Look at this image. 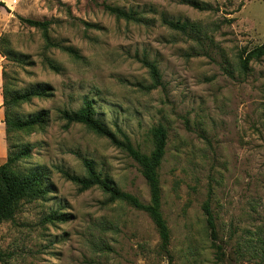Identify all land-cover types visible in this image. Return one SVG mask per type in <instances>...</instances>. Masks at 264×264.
Masks as SVG:
<instances>
[{
	"label": "rangeland",
	"instance_id": "obj_1",
	"mask_svg": "<svg viewBox=\"0 0 264 264\" xmlns=\"http://www.w3.org/2000/svg\"><path fill=\"white\" fill-rule=\"evenodd\" d=\"M0 2L2 84L18 93L45 89L13 112L22 119L45 112L46 121L13 133L7 152L26 147L15 171L44 173L47 190L21 199L13 219L1 222L0 264H166L144 212L97 187L79 191L60 173L85 176L87 159L102 179L149 202L145 180L122 148L60 118L84 98L115 139L146 154L151 130H165L158 174L173 264H264V56L241 69V52L264 42V0ZM163 20L185 24V33ZM144 61L156 67L158 85ZM207 200L221 260L203 215Z\"/></svg>",
	"mask_w": 264,
	"mask_h": 264
},
{
	"label": "trees",
	"instance_id": "obj_2",
	"mask_svg": "<svg viewBox=\"0 0 264 264\" xmlns=\"http://www.w3.org/2000/svg\"><path fill=\"white\" fill-rule=\"evenodd\" d=\"M193 7L197 10H207L209 7L204 4L192 3ZM0 6L4 3L0 2ZM104 9L116 18L139 22V19L130 12H125L119 8L105 6ZM19 20L24 22L30 27H38L45 29L46 22L37 20L21 18ZM233 19H230V22ZM162 23L172 29L185 33L186 25L179 24L178 22L163 20ZM69 54L75 55V52L69 48H62ZM6 56V55H4ZM264 56V42L254 47L249 52L244 50L241 52V69L246 71L248 62L251 58H261ZM144 65L148 68L153 86L159 84V74L156 67L152 63L144 61ZM45 95V89L35 88L27 90L23 93L12 92L5 89L2 84V98L4 108V124L6 141L12 137V134L20 130H29L36 126H40L46 120V113H35L27 118H20L13 109L23 101H29L31 98L42 97ZM60 118L66 123H78L85 126L88 130L96 133L99 136L107 137L111 140L112 144L122 148L127 155L137 164L139 172L142 175L148 187L149 202L142 203L137 197L132 194L123 192L117 189L113 184L95 172L93 163L90 160L83 159L82 165L85 169V176H72L69 173L61 170L62 176L75 183L79 191L87 190L91 187L101 189L110 200H117L125 202L132 208L144 212L150 219L153 227L158 236L157 251L165 258L166 264H173V257L170 252V231L163 218L161 212V189L158 170L162 164L165 156L167 136L166 132L161 126L154 127L151 130L153 141L152 150L146 154L137 148L133 147L127 138L124 141H118L113 134L102 125L97 119L94 118V110L92 108V101L84 98L82 107L76 111H60ZM15 148V149H14ZM27 153L26 147L16 148L15 145L8 147L7 158L4 164L0 166V224L3 221L13 219L14 206L23 198L37 197L47 192L43 189L44 173L38 171H30L27 174L21 175L15 171L16 163L25 156ZM205 223L209 230V235L212 241V247L215 250L218 260L223 259L222 247L217 244L214 219L209 207L208 200L202 206ZM52 218H57L55 214L50 215Z\"/></svg>",
	"mask_w": 264,
	"mask_h": 264
},
{
	"label": "crops",
	"instance_id": "obj_3",
	"mask_svg": "<svg viewBox=\"0 0 264 264\" xmlns=\"http://www.w3.org/2000/svg\"><path fill=\"white\" fill-rule=\"evenodd\" d=\"M2 98V56L0 55V166L5 163L7 158V141L4 124V108Z\"/></svg>",
	"mask_w": 264,
	"mask_h": 264
}]
</instances>
